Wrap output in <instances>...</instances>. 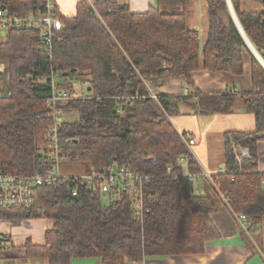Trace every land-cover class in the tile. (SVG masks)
<instances>
[{
  "label": "trees",
  "instance_id": "1",
  "mask_svg": "<svg viewBox=\"0 0 264 264\" xmlns=\"http://www.w3.org/2000/svg\"><path fill=\"white\" fill-rule=\"evenodd\" d=\"M187 1L156 0L154 9L135 14L128 4L97 2L93 8L80 0L75 15L62 18L64 30L52 61L40 50L38 29L10 30L5 37L0 33V64L9 69L11 91L0 97V170L28 175L47 168L38 146L47 140L52 121L48 103L54 71L65 74L58 87L76 96L60 112L79 115L77 122L66 121L61 127L62 139L72 140L64 148L68 160L88 163L99 172L130 164L153 177L141 221L135 219L129 197L111 202L74 182L41 188L30 209L0 211V219L8 221L55 222L45 246L27 244L28 259L48 264H72L76 259L143 264L204 254L207 243L221 234L212 221L214 203L199 196L197 186L177 178L185 171L181 159L189 171L199 170L171 123L183 105L199 116H214L234 112L241 102L246 113L255 116L254 132L226 135V172L213 180L217 192L229 198L233 213L246 216L252 226L260 223L264 174L259 172L257 147L264 141V66L250 50L226 0H207L210 28L204 46L200 33L188 26ZM231 1L245 34L264 59V11L245 12L240 0ZM257 1L264 6V0ZM41 4L42 0H0L8 15L21 17L38 13ZM245 54L251 59L254 91H198L192 73L240 77ZM167 77H185L188 93L152 100L148 82ZM76 86L84 88L86 99L79 97ZM236 147L249 149L251 157L239 162ZM168 167H173L172 175Z\"/></svg>",
  "mask_w": 264,
  "mask_h": 264
},
{
  "label": "crops",
  "instance_id": "2",
  "mask_svg": "<svg viewBox=\"0 0 264 264\" xmlns=\"http://www.w3.org/2000/svg\"><path fill=\"white\" fill-rule=\"evenodd\" d=\"M128 4L135 14L148 12L156 7V0H87L91 5L97 2ZM80 0H58V6L66 17L74 16ZM245 12H263L264 6L257 0H240ZM209 5L207 0L187 1V22L191 30L200 33L202 45H206L210 28ZM245 71L242 76L227 72L199 71L191 74L198 91L213 95L234 88L236 92H252L254 84L251 59L244 55ZM8 85V84H7ZM148 89L158 95L182 96L187 88L185 77H167L148 82ZM171 118V123L179 134H188L196 144L191 151L199 168L213 175L226 172L225 138L231 132H254L255 116L246 113L241 102L230 114L198 115L187 105ZM241 148L236 147L235 152ZM259 172L264 174V141L257 147ZM88 164V163H87ZM199 196L208 197L216 208L212 221L221 237L206 245L202 255L163 257L144 261L143 264H264V216L259 224L252 226L233 213L222 199L217 189L210 185L197 188ZM34 224L41 226V233H34ZM50 219L1 221L0 234L9 237L13 248L0 253V264H48L45 260L27 258L26 246L30 242L38 247L45 246L46 234L54 228ZM34 237H37L35 240ZM72 264H103L100 259H76Z\"/></svg>",
  "mask_w": 264,
  "mask_h": 264
},
{
  "label": "built area",
  "instance_id": "3",
  "mask_svg": "<svg viewBox=\"0 0 264 264\" xmlns=\"http://www.w3.org/2000/svg\"><path fill=\"white\" fill-rule=\"evenodd\" d=\"M91 6L93 7V5ZM63 17L66 16L62 14L58 6V0H42L39 12L26 17L8 15L5 10L0 8V33L10 30L38 29L41 34L40 50L46 59L52 61L54 59L55 44L60 40V33L64 30ZM7 71H9L8 67L0 64V89L3 88L1 87L2 84H7L4 80V77L6 78L8 75ZM64 75L53 71L49 79L53 87L52 97L48 103L52 121L47 125V140L38 146L39 153L43 156L47 168L28 175L13 174L0 170V211L30 209L36 205L38 190L41 188H49L59 182H74L86 185L93 196L102 197L111 202L129 197L135 219L138 221L143 220L145 192L153 180L152 176L134 169L130 164L105 168L100 172L88 164L87 174H78L77 176L62 174V162L68 160L64 148L65 145L72 143V140L67 138L63 140L61 137V127L66 119L65 115L60 112V108L76 98V96L73 97L69 92L58 87V84L63 83ZM185 93H188V91ZM158 96V94L149 90V97L152 100L158 102ZM79 97L86 99V96ZM127 100V102H130L131 98L129 97ZM119 113L123 114L122 111ZM179 135L193 157L191 149L196 142L187 133ZM250 157L249 149L241 148L237 160L241 162ZM180 163L185 164V171L178 175V180L185 178L197 187L204 185L214 187L213 178L215 175L201 168L196 172L189 171L185 159H181ZM172 172L173 167H168L167 174L172 175ZM73 194L77 196L78 190H75ZM220 196L230 206L229 198L222 194ZM239 218L248 221L246 216L240 215ZM12 248L13 244L9 237L0 234V253L10 251Z\"/></svg>",
  "mask_w": 264,
  "mask_h": 264
},
{
  "label": "rangeland",
  "instance_id": "4",
  "mask_svg": "<svg viewBox=\"0 0 264 264\" xmlns=\"http://www.w3.org/2000/svg\"><path fill=\"white\" fill-rule=\"evenodd\" d=\"M5 36H6V32H2V37H5ZM1 87H3V88L0 89V97L9 96L11 93L9 86L7 84L6 85L2 84ZM76 91H77V94L79 96L80 95L84 96V88L82 86H76ZM65 119L67 122H74L75 123L79 120V115L74 112L73 114H69V115L65 116ZM61 167H62V174L63 175H71V176L76 175L77 176L78 174H87L88 173V164H82L80 162H73L71 160H64L62 162ZM0 220L1 221H8V219H6V218H4V219L1 218ZM32 220H34V219H32ZM14 221L21 222L22 220H14ZM34 227H35L33 230L34 233H37V234L41 233V226L34 224ZM34 239L36 240L37 237H34ZM31 260H35V259H31Z\"/></svg>",
  "mask_w": 264,
  "mask_h": 264
},
{
  "label": "water",
  "instance_id": "5",
  "mask_svg": "<svg viewBox=\"0 0 264 264\" xmlns=\"http://www.w3.org/2000/svg\"><path fill=\"white\" fill-rule=\"evenodd\" d=\"M227 1V4H228V7L230 9V12L232 14V17L234 19V21H236V24L240 30V32L242 33L245 41L247 42L250 50L252 51V53L255 55V57L261 62V64L264 66V59L262 58V56L258 53V51L256 49H254L255 47L252 46V43L250 42V40L248 39L247 35L245 34L240 22H239V19L237 18V15H236V12H235V9L233 7V4H232V1L231 0H226ZM8 72V75L7 77L5 78L4 77V80L6 81V83L9 85L10 83V74H9V71ZM9 89H10V86H9Z\"/></svg>",
  "mask_w": 264,
  "mask_h": 264
}]
</instances>
